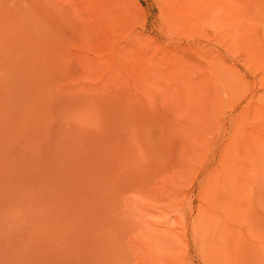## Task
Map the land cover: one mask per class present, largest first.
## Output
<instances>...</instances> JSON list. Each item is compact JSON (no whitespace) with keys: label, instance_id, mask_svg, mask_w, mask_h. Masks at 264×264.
Masks as SVG:
<instances>
[{"label":"rangeland","instance_id":"374dc122","mask_svg":"<svg viewBox=\"0 0 264 264\" xmlns=\"http://www.w3.org/2000/svg\"><path fill=\"white\" fill-rule=\"evenodd\" d=\"M0 264H264V0H0Z\"/></svg>","mask_w":264,"mask_h":264},{"label":"bare ground","instance_id":"6f19581e","mask_svg":"<svg viewBox=\"0 0 264 264\" xmlns=\"http://www.w3.org/2000/svg\"><path fill=\"white\" fill-rule=\"evenodd\" d=\"M23 70H24V68H23Z\"/></svg>","mask_w":264,"mask_h":264}]
</instances>
